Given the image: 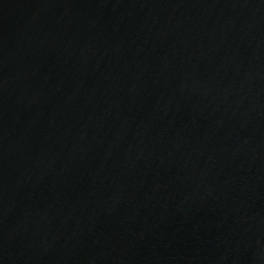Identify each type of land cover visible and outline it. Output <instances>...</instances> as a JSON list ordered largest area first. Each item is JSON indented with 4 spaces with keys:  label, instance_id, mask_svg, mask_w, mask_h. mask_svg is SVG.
<instances>
[{
    "label": "water",
    "instance_id": "water-1",
    "mask_svg": "<svg viewBox=\"0 0 264 264\" xmlns=\"http://www.w3.org/2000/svg\"><path fill=\"white\" fill-rule=\"evenodd\" d=\"M0 264H264V0H0Z\"/></svg>",
    "mask_w": 264,
    "mask_h": 264
}]
</instances>
